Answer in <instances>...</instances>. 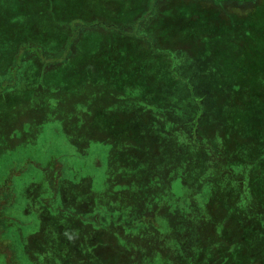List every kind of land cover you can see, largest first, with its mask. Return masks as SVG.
<instances>
[{
  "label": "trees",
  "instance_id": "16d2710c",
  "mask_svg": "<svg viewBox=\"0 0 264 264\" xmlns=\"http://www.w3.org/2000/svg\"><path fill=\"white\" fill-rule=\"evenodd\" d=\"M125 1L69 0V4L63 6L65 14L75 8L76 19L72 21L68 18L70 15L62 16L60 24H63L62 28H67L66 31L57 29V33L49 38L33 33L24 34L18 45L14 43L7 50L0 47L2 93L4 89H20L24 95H33L40 91L44 83L47 87L59 89L55 84L58 81L64 88L69 79L68 70L65 77H62V73L68 64H72L76 74L84 71L89 78L90 67L95 66L101 71L106 66L111 75L105 84L108 88L104 90L113 97L103 99L97 104V109L89 103L70 108L71 113L68 118L65 117V128L60 134L64 136V143L60 142L64 145L59 144L50 153L56 158L53 167L45 169L42 175L30 168L33 171L29 183L33 186L22 191L19 197L23 195V209L26 207V213L30 215L28 228L36 221L39 224L35 232H27L28 238L36 242L28 241L24 245L27 258L36 259L45 253L50 262L41 256L43 264H56L61 260L58 254L42 248V238L50 237L53 229L58 228L60 219L72 221L74 225L99 226L113 232L123 246H148L149 251L145 252L150 257L152 249L159 248L160 241L166 239V234L157 239V230L161 232L160 228L177 227L175 223L182 221L183 231L176 233L179 242H175L172 258L160 252L157 255L160 258L147 257V262L140 264H157L155 260L161 261V264H202L203 260L207 264H223L221 260L233 258L235 252L239 257L234 259V264L243 263V257L253 264H264V174L259 172V169H264V83L250 87L246 80V74L264 78V66L260 65L263 62L249 61L241 71L229 73V84L213 83V71L202 67L195 68V72L192 70L189 76V70L182 64V50L171 47L167 37V34L173 35L178 29L198 34L191 27L198 25L193 11L191 15L186 13L185 9L189 7L184 9L185 18H177L176 22H180L177 29L168 31L169 16L172 15H168V11L178 5L186 7L184 0H142L137 7L125 5L119 11L118 8ZM198 1L188 0V4ZM213 1L243 4L255 0ZM160 4L163 5L156 16L155 8ZM201 9L198 6L194 10L197 16ZM42 12L49 14L50 10H37V19L41 18ZM197 18L203 24L211 23L207 20L209 18L214 19L210 17V12H206L203 19ZM41 20L48 23L45 19ZM128 38H134L136 45L130 47ZM73 46L76 53L71 57ZM94 51L100 54L96 65L88 63ZM38 53L43 56L40 57ZM126 54L138 58L136 65L127 68L132 78L128 81L123 80V72L126 65L132 64L125 62ZM156 56L161 65L155 68L158 77H154V70L147 69L151 66V58ZM141 57L150 60H140ZM58 66V70H63L61 75L58 74V80L57 76H50L55 79L49 78L43 82L36 75L40 69L41 73L38 74L45 75L46 70ZM28 70H34V73H29L33 75L29 80L33 82L31 86H26L25 73ZM69 75L71 78L74 76L72 73ZM165 76L170 84L157 87ZM102 77L100 75L96 80L100 81ZM74 78L77 82L75 85H89L85 83V77L82 83H79L78 77ZM173 85L181 90L172 92L170 87ZM150 89L154 90L153 95ZM73 91L76 92L75 88ZM47 92L44 103L52 101L51 91ZM26 100V103H32V110H38L40 102L34 95L27 96ZM93 109L96 114L90 116ZM120 112L131 119L143 114L142 118L138 116L132 119V127L124 125L123 131L122 122L116 116ZM41 117L28 120L26 130L21 128L19 134L17 126H12L13 132L8 128L4 129L5 132L0 129V170L4 172L0 176L1 229L7 228L10 210L18 203L13 185L22 177L23 165L29 161L23 162L22 159V168L18 167V163L10 162L6 146L26 141L34 127L49 122L45 115ZM79 127L81 131H78ZM90 142L98 148V143L106 142L111 148L106 156L107 162L104 160V171L98 174L103 183L101 187H95L93 174L85 173L84 162L76 161L73 164L67 161L73 154L81 159ZM98 148L100 156L103 152ZM87 156L84 161H87ZM99 159L97 165H100ZM173 184L180 186L182 194L173 195ZM222 184L236 188L235 200H226L221 190H217L222 188ZM145 188H150L154 194L165 192L161 198L154 196L148 201L138 198V203L134 205V194L137 191V197H140L141 190L145 193ZM199 194L207 195L202 201ZM197 206L198 213H195ZM20 218L21 215L16 224L25 228L26 221L19 222ZM247 220L248 231L243 223ZM234 231L236 233H232ZM206 248L210 258L205 257L201 261L197 255Z\"/></svg>",
  "mask_w": 264,
  "mask_h": 264
},
{
  "label": "rangeland",
  "instance_id": "374dc122",
  "mask_svg": "<svg viewBox=\"0 0 264 264\" xmlns=\"http://www.w3.org/2000/svg\"><path fill=\"white\" fill-rule=\"evenodd\" d=\"M140 1L142 0H127L121 3L122 7H119L118 9L120 11V9H122L125 5L128 7H131V5L137 7V4L141 3ZM67 4H69V0H0V47L7 50L13 47L14 43L18 45L20 43V38H23L24 34L27 35L33 33L39 37L49 38V36L53 35V33H57V29L61 30V32L64 30L66 31L67 28H62L63 24H60L62 22V16L67 17L70 15L68 18L73 19L72 21H75L76 19V16L73 12L75 11V8H73V11H69L68 14H65L63 6ZM144 4H141V6H143ZM183 4L186 5V7H179L178 5L174 10H171L170 12L168 11V15L172 14L171 16H169L170 19H166V21H168L169 19L168 31L170 32V30L177 29V26L180 24V22H176L177 18L184 17V9L189 7V10H185L186 13H189V15H191L193 11V17L196 19L198 25L197 27H194L193 24L191 25V27L198 34H196L195 32L193 33V31L190 32L185 29H178L177 31L175 30V33L173 35L167 34V37L170 39L169 45L171 47L182 50L180 51L182 64L189 70V76L192 75V70L194 71L195 68L200 69V67H202L204 69H207L208 71H213V83L225 84L230 82L228 77L229 73L241 71L243 66H248V64L250 63L249 61H251V63L263 62V64L260 65L264 66V0H255L254 2L243 4L233 1H223L220 3H216L213 0H199L196 3L188 4V0H184ZM183 4L181 6H183ZM162 5L163 4H160L155 8L156 16L159 14V10L162 8ZM198 6H200L202 9L199 11L197 16V12L195 13L194 10ZM169 8L170 7H168V10ZM39 9H49L50 12L49 14L42 12L41 18L37 19V17L39 16L37 14V10ZM204 9H206L207 13L210 12V17H214V19H207L208 22L211 21V23L209 24H203L202 20L198 21L199 19L197 17H199L200 19L204 18V14L206 13ZM53 10L55 11V14L53 13ZM41 19H45L46 21H48V23L42 21ZM78 22L79 21H76V23ZM76 28L77 26L75 27V29ZM128 43L130 47H133L134 45H136V40L134 38H128ZM79 44L80 43H78V45ZM75 46H73V50L70 51L69 49V51L72 53L71 57H73L76 53ZM4 55L7 54L4 53ZM22 55H24V53ZM38 55L40 57L43 56V54L40 55L39 53ZM130 56L132 55L126 54V56L124 57L126 63L132 64L126 65L123 72V80L127 81L132 79L130 74H128L127 72V68L138 63L137 57ZM99 57L100 54H98L96 51L92 52L90 54L88 63L96 65L98 62L97 59ZM157 57L158 56L151 58V66L150 68H147L150 71L154 70V77L155 75L157 77L159 76L156 74L155 68L158 69L161 67L160 59H158ZM140 60H150V58L141 57ZM71 65L68 64V66L63 69L64 72L62 73V77H65L67 75V70L69 77L68 81L65 82L66 86H64V88L63 86H61L59 81L55 82V84L59 86V89H52V87L54 86H49L51 87L49 88L44 83L40 87V91L38 93L36 92V94H33L40 102L37 111L32 110V103H26L28 100H26L27 96H33L32 94L24 95L20 92V89L17 91L4 89V93H2V91L0 92V129H3V131L6 128L11 131L13 129L12 126H19V128L16 127V130H18L19 134L21 133V128L26 130L28 120H38L41 119V116L43 115H45L46 118L49 119V122L44 123L43 126L38 125V127H34V131L31 133V136L25 139L26 141L22 143L19 142L17 145H8V147L6 146V148L9 150L7 152L9 153L8 160H10V162L13 161L14 163H18V167L20 168H22V159L23 162L29 160L31 161V163L27 161L28 163L23 165L22 177L13 185V187L15 186V190L17 191L15 192V194L18 203L13 207V209L10 210V219L7 223V228H0V231H4L2 232V235L5 233V236L3 237L5 239L2 238V235L0 233V248L2 247L0 251V264H43L42 257L43 259H47L50 262V258L45 256V253H41L40 256H38L36 259H31L30 257L27 258V252L25 251V248H23L25 247L24 245L27 244L28 241H31L34 244L36 243L34 242V240L28 238L27 232L28 230L35 232L38 229L39 223L38 221H36L34 225L31 224V228H28V217H30V215H27V210L25 209L26 207H24L23 209L22 202L24 197L23 195H20L19 197V194H21L22 191H24L26 188H29L30 185L33 186V184L29 183L31 181L30 174L31 171H33L30 169L31 167H33L34 170L41 175L43 174L45 169L49 170L53 167V161L56 160V158H54V155H50V153L55 151L59 144L64 145V136L60 134H62V131L65 128V117L68 118L71 113L70 108H75V105L78 106L80 104L89 103L93 106V108L95 107V109H97V104L99 102H102L103 99H109L110 97H113V94H110L108 91L104 90L108 88L107 86H105V84L111 77L109 72L105 69L106 66L102 68V71L99 70L96 66L92 68L90 67L89 75L92 78H89L86 74H84V71L78 72L76 74L74 68ZM58 69L59 66L56 69L49 68L48 70H46L47 73L45 75L38 74V72L41 73L40 69V71H37L36 75L39 79L42 78L43 82L46 79L49 80V78L55 79L51 78L50 76H57L56 79L58 80V74L61 75V71H63L61 70V68L60 70ZM32 72L34 73V70H28V73H25L26 81H28L26 82V86H31L33 84L32 81H29L33 76L29 73ZM70 73H72L75 77H78L79 83L82 81V78L85 77V83L89 85H75L77 82L74 76L73 78L70 77ZM100 75H102L103 77L100 81H97L96 78ZM246 77L248 78L246 80L249 84L248 86L250 87H252L253 85L255 86V84L260 85L261 83H264V78L261 76L255 78L253 77V74H246ZM162 79L163 80L158 84L157 87H166V85L170 84V80H167L166 76ZM39 85H41V83ZM176 85L170 87L171 91L174 93H178V91L181 90L180 88L176 89ZM208 86L210 87L211 85L208 84ZM1 88L3 87H1L0 85V90H2ZM44 88H46V90L49 92L51 91V102H43L44 97L48 95V92ZM74 88L77 93L73 91ZM42 89H44V91H42ZM28 92H26V94ZM150 92L152 93V95L154 94V90L150 89ZM94 112H96V110L93 109V112L91 110L90 116L96 114ZM142 114L143 112L135 115V117H133L132 119H135L138 116L142 118ZM116 116L118 118V121L122 122V130L124 129V125L127 128L133 126L134 120L128 118L127 114H123L120 112L119 114H116ZM114 121L116 122L117 120ZM70 127L71 126H69V132ZM81 130L82 128L79 127L78 131ZM9 135L12 136L11 132H9ZM26 136L27 135L25 134L24 137ZM91 144L92 142H90V144L86 146L85 154L81 157V159L73 154V156H70L67 161L73 164H75L76 161L84 162L83 168L85 173L93 174L95 187H101L103 183L101 182V177L98 176V174L100 171H104L105 163L107 162L106 156L108 155V152L111 148L110 144L106 142L98 143V145L100 146L99 148ZM97 148L98 150L100 149V152H103L102 155L98 156ZM92 155L95 156L93 157ZM86 156L87 161H84ZM98 157H100V165H97ZM91 160L95 163H93ZM6 165L7 164H3V166ZM259 172L261 174H264V169H259ZM3 174L4 172L0 170V176ZM261 177L262 176L260 175V179ZM1 181L2 180L0 179V184ZM188 184L190 185L192 183ZM255 185L257 184L255 183ZM221 187L222 188L217 190H221L220 193L224 195V198L226 200H235V195L237 192L236 188H231L229 186H226V184H222ZM171 189L174 193V196L182 194V189L178 185L173 184L171 186ZM144 190L145 193H143V191L141 190L140 197H137L139 193L136 191L137 194H134V200H132L134 205L138 203V200L141 199V197L143 200L148 201L153 199L154 196H158L159 198H161L165 192V190H163V193L159 192L154 194L152 190H150V188H145ZM187 193L188 192H185V194ZM206 195L199 194L198 196L203 201V197ZM198 203L201 202L198 201ZM198 208L199 206L196 207L195 213H198ZM19 215H21L22 217V219H19V222L26 221L25 228L20 227L16 224ZM30 219L33 220L34 218ZM58 221V228L53 229L50 237L42 238V242L44 243V245H42L43 249L46 248L54 254H58L59 256H61V260H58V263L56 264H61V262H63L64 264H128L129 262L140 264L147 262V257L150 259L151 257L154 259L158 258L159 256L157 257V255L160 252L163 255H167L169 258H172L175 252V242H179L176 237V233H181V231H183L181 230V228H183L184 226L182 221H178V223H175L176 225H178L177 227H167L163 230L162 228H160L161 232L157 230L158 234L156 238L159 239L160 235L166 234L164 236L166 239L160 241L159 248L156 247V249L160 251L152 249L153 253L150 257V255L146 256L145 252L146 250L147 252L149 251L148 246L147 248H145L144 246L142 247L141 245H134L132 246V248L131 246H127L125 244L123 246L119 242L118 238L115 237L113 232L104 230L99 226L98 228H92L90 225H74V222L72 221L62 219ZM243 223L244 225H246L245 230L248 231V220L243 221ZM232 233H236V231ZM6 235H8V238L6 237ZM244 235L245 237L247 236L246 234ZM239 236L242 237L241 235ZM246 240L248 241V237H246ZM217 243H220V241H218ZM251 246H253V244ZM11 248H13L14 251ZM19 250H23V252H18ZM207 250L208 249L206 248L204 252H200V256L197 255V258L201 259V261L205 257L210 258V256H207ZM237 257H239V254L235 252L233 258L229 257L222 259L221 261L223 262V264H234V259L237 260ZM241 260H243V263L240 262V264H253L245 257H243V259ZM155 261H158L157 264L162 263L159 260ZM203 261L202 264H207L203 263Z\"/></svg>",
  "mask_w": 264,
  "mask_h": 264
}]
</instances>
